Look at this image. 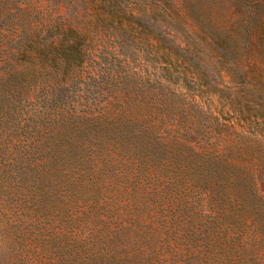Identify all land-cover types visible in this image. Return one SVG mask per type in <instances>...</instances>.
<instances>
[{
    "label": "trees",
    "instance_id": "trees-1",
    "mask_svg": "<svg viewBox=\"0 0 264 264\" xmlns=\"http://www.w3.org/2000/svg\"><path fill=\"white\" fill-rule=\"evenodd\" d=\"M21 1L0 19V258L77 243L53 229L57 216L116 212L132 216L109 228L118 245L96 250L92 234L78 264H258L264 233L248 231L264 228V133L236 150L235 125L220 122L242 114L234 95L251 93L239 88L264 86V35L254 41L239 16L250 9L235 4L217 33L197 0H51L65 19H16L30 9ZM80 2L87 22L72 12ZM146 11L174 32L153 33ZM102 30L113 54L91 52ZM211 66L231 80L215 85Z\"/></svg>",
    "mask_w": 264,
    "mask_h": 264
},
{
    "label": "rangeland",
    "instance_id": "rangeland-1",
    "mask_svg": "<svg viewBox=\"0 0 264 264\" xmlns=\"http://www.w3.org/2000/svg\"><path fill=\"white\" fill-rule=\"evenodd\" d=\"M14 1V4H12L9 10H3L0 8V19H15L13 15L16 12V8L19 4L22 3V1ZM28 1H30V9L28 10V13L16 19H65L66 17L65 15L67 13V8L65 6L61 7L60 12L54 11V7H48V5H52L51 0ZM190 1L194 2L195 0ZM195 3L198 4L200 8V19H207L206 23H204V26L207 29L210 28L212 29V31H216L217 33L220 32V28H222L229 19L237 20V17L234 15V5L243 4L250 10L248 14L240 13L239 16L245 19H251L253 24V34L251 35L253 36L254 41H257V39H260V36L264 35V0H197L195 1ZM141 6L144 7V5ZM10 10L12 11L9 12ZM74 11H80L81 16L83 17L81 19H85L86 22L89 20L88 18H84L86 14L81 2L75 4V7H73L72 9V12ZM140 18L141 19L139 20L147 25L153 31V33L157 35L165 36L168 33L174 32V29L168 24L169 20H166L167 18L163 19L162 16L156 14L155 12L146 11L140 16ZM112 35L113 31L107 33L106 30H102L99 36H97L96 33L91 34V37H93L95 41V45L92 47L91 52L97 55H105L108 53L113 54L114 51L118 49L116 46L118 41ZM201 38H203V36H201ZM210 44V41L204 40L203 44L200 45L203 51V59H205L206 61H208V57H210L211 54L214 53L213 47L210 46ZM253 52L256 54L259 51H255L254 49ZM206 71L208 76L211 78V81L215 85L222 86L221 83L223 81L228 82L231 80V76H227L228 73L226 72L223 73V75L225 76V78L223 79V76L218 72V68L215 69L211 66L210 68L206 69ZM239 89H242V91L248 90V92L251 93L246 94L247 92H244L238 97L234 95V107H240L242 114L237 115V119H232L230 117V114H228V111L226 110L225 113L221 115L220 121L223 123L225 122V119L226 121L231 120L232 124L235 125V129H231L229 131H232L235 138L240 139L235 145L236 150L243 147V140L241 138L243 135L250 137V133H254L256 131H261L264 133V125H262L263 119L258 118L257 120V118H255L264 116V86L262 85L258 87L257 91L250 86H246L244 90L243 88ZM259 94L263 95L262 99H260ZM250 121L253 123H250ZM252 149L256 150L257 147L254 146ZM248 159L255 163L261 162L258 159ZM239 162L240 161L236 163L240 164ZM163 208H166V206L158 208L156 210L157 214H154L155 220L159 221V214H161ZM105 215L106 213H94L92 215H89V217L81 214H66L57 216L56 222H54L53 229H62L63 231H65V233H68L67 235L69 237L70 235H74V238H76V240L78 241L77 243L70 241V244H68L69 240H59L53 245H48L49 249L52 250L45 254L39 253L36 256H28L25 259H17L12 262L8 261L7 259L0 258V264H78L79 261H81L84 257L83 253L79 252L81 251L80 247L85 245L86 247H89L92 245V242H87V240L91 238L89 236H91L92 234L98 235V237H100L99 240H96L99 243V246L96 247V250L104 248L105 245H110V247L112 246L113 248L118 245L119 241L118 239L110 238L111 230L109 228L115 227V223L117 220L128 219L132 216L123 214L119 215L116 212L114 214H108V216ZM169 227H171V225H169ZM174 232L175 230L172 229V235L174 234ZM262 233H264V228L262 230L251 229L250 231H248L250 237H254V235L256 234L261 235ZM179 241L182 244H177L178 247L182 248L184 252L187 251L185 244L181 240ZM81 242L83 243V245H81ZM258 247L262 248H260L256 253H254V250H251L250 252L251 254L254 253L255 260L258 264H264V244ZM38 252H41V250L39 249Z\"/></svg>",
    "mask_w": 264,
    "mask_h": 264
}]
</instances>
